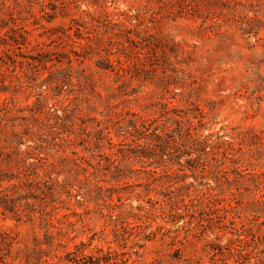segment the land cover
Listing matches in <instances>:
<instances>
[{"label": "rangeland", "instance_id": "rangeland-1", "mask_svg": "<svg viewBox=\"0 0 264 264\" xmlns=\"http://www.w3.org/2000/svg\"><path fill=\"white\" fill-rule=\"evenodd\" d=\"M186 107L230 144L185 163L167 134L161 154L140 125ZM25 128L82 202L45 223L22 187L0 207V264H71L76 245L109 264H264V0H0V131ZM169 179L209 204L173 218L171 199L144 205L145 236L114 241L106 189L135 207Z\"/></svg>", "mask_w": 264, "mask_h": 264}, {"label": "trees", "instance_id": "trees-1", "mask_svg": "<svg viewBox=\"0 0 264 264\" xmlns=\"http://www.w3.org/2000/svg\"><path fill=\"white\" fill-rule=\"evenodd\" d=\"M39 104H41L40 101ZM196 111L197 113L189 107L176 109L172 113H168L166 117H163L164 120L160 125L150 128L148 120L142 122L140 126L142 132H146L144 135L152 136L156 139L154 146L160 149L161 154H163L164 149L168 146L166 140L162 141V137L163 135L170 134L172 142L178 140L180 141L178 142L180 145H189L186 148L189 152L193 153V157L188 158L185 163L189 161H197L199 163L200 154L216 156L219 153V148H223V145H228L230 142L223 140L218 135L213 138V134H203L202 130L207 124L206 117L208 112L200 108H197ZM185 124L187 125L186 127ZM160 127H164L165 134L164 130L159 129ZM0 142L3 148L8 149L5 155L0 152V164L3 166L0 168V181L9 177L17 179L16 183L11 185L12 187L6 188V190L2 191L4 193L0 194V207L7 211L13 210L12 195H15L23 187L28 197L41 201L40 206L37 208L32 204V210L39 215L43 222L49 223L53 214L61 209L68 210L67 213H62V216L69 217L71 212L74 211L75 205L82 201L76 198V192H72L70 182L60 178L61 171L59 166L54 163H47L46 158L43 157L44 153L35 142V138L28 134V129L25 128L21 131L14 129L7 132L0 131ZM19 146H25L23 156H18L17 151ZM137 156L150 159L153 154L151 152H140V155ZM115 167L116 175L119 174L120 176L123 174L124 170L120 166ZM184 170L181 169V174L176 173V176H185ZM136 172L141 175V178L152 177L153 179H160L162 177L160 170L149 169L146 166H142ZM145 183L148 184L149 181ZM192 187L191 183L187 186L176 184L171 179L162 181L159 192L153 198H147L146 201L142 199L137 200L139 203L135 207L129 205L131 197L129 195H126L128 197L125 196L126 193L123 192V187L107 188L106 214L109 222L114 224V241L126 233L127 235L132 234L131 236L136 241L140 240L141 235L145 236L144 230L146 225L141 224V220L145 215H150V212L145 211L144 205H149L147 209H151L157 201L171 199V211L168 214L171 218L180 216L184 209L191 212L204 210L206 203L209 204L210 199L199 197L196 190ZM9 191L11 192L8 193ZM113 193L116 194L115 199H113ZM184 196H187V198H183ZM98 204L102 206V204ZM127 231L131 232L128 233ZM149 236L150 234L146 235L147 238ZM116 255L113 257L110 251H106L96 258L89 256L88 260L80 261L85 257H83L82 249L77 245L74 250L66 253L67 260L71 264H78L79 262L81 264H96L99 262L109 264L111 259L117 263Z\"/></svg>", "mask_w": 264, "mask_h": 264}]
</instances>
